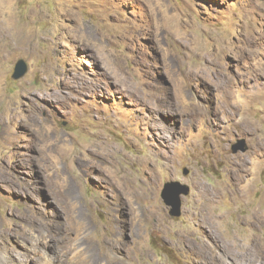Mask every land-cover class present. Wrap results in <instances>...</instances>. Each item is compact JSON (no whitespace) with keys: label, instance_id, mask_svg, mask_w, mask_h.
<instances>
[{"label":"rangeland","instance_id":"rangeland-1","mask_svg":"<svg viewBox=\"0 0 264 264\" xmlns=\"http://www.w3.org/2000/svg\"><path fill=\"white\" fill-rule=\"evenodd\" d=\"M263 214L264 0H0V264H264Z\"/></svg>","mask_w":264,"mask_h":264},{"label":"water","instance_id":"water-1","mask_svg":"<svg viewBox=\"0 0 264 264\" xmlns=\"http://www.w3.org/2000/svg\"><path fill=\"white\" fill-rule=\"evenodd\" d=\"M28 71V65L23 58H19L14 65L12 73L13 79H19L23 77ZM232 152L245 151L246 144L243 139H238L231 146ZM184 173H187L186 168L183 169ZM190 191L189 185L182 183L178 180H168L164 182L160 195L164 203L169 207V214L172 217H178L182 212V195H187Z\"/></svg>","mask_w":264,"mask_h":264},{"label":"bare ground","instance_id":"bare-ground-1","mask_svg":"<svg viewBox=\"0 0 264 264\" xmlns=\"http://www.w3.org/2000/svg\"><path fill=\"white\" fill-rule=\"evenodd\" d=\"M237 168L240 169L241 168V165L237 163ZM232 173V171H231ZM105 193V192H104ZM25 213V212H24ZM23 215V214H22ZM255 215H258L257 212H255ZM261 218H263V222H264V214L261 216ZM25 221V220H24ZM119 225L117 223V220L113 221L111 223V226L109 228V235L106 237V241L105 240H102V241H105V243H112L114 244L112 241H114L115 239V236L117 235V232H119ZM117 239V238H116ZM122 243V242H121ZM116 245V244H115ZM53 260V259H52ZM51 262V259L49 257H45L44 261L42 262V264H50Z\"/></svg>","mask_w":264,"mask_h":264}]
</instances>
